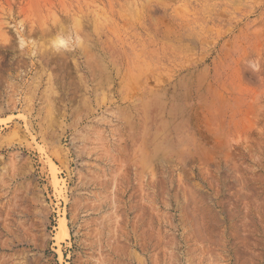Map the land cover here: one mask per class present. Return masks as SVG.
<instances>
[{
	"label": "rangeland",
	"instance_id": "374dc122",
	"mask_svg": "<svg viewBox=\"0 0 264 264\" xmlns=\"http://www.w3.org/2000/svg\"><path fill=\"white\" fill-rule=\"evenodd\" d=\"M0 264H264V0H0Z\"/></svg>",
	"mask_w": 264,
	"mask_h": 264
},
{
	"label": "clouds",
	"instance_id": "9594fccd",
	"mask_svg": "<svg viewBox=\"0 0 264 264\" xmlns=\"http://www.w3.org/2000/svg\"><path fill=\"white\" fill-rule=\"evenodd\" d=\"M249 68L254 71V72H258L260 71V63L258 60H254V61H250L249 62Z\"/></svg>",
	"mask_w": 264,
	"mask_h": 264
}]
</instances>
